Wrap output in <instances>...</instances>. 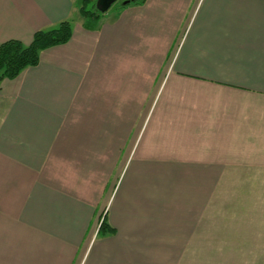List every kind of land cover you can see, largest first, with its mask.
<instances>
[{"label":"crops","instance_id":"crops-1","mask_svg":"<svg viewBox=\"0 0 264 264\" xmlns=\"http://www.w3.org/2000/svg\"><path fill=\"white\" fill-rule=\"evenodd\" d=\"M80 1L0 0L71 24L0 81V264H264V0Z\"/></svg>","mask_w":264,"mask_h":264},{"label":"trees","instance_id":"trees-1","mask_svg":"<svg viewBox=\"0 0 264 264\" xmlns=\"http://www.w3.org/2000/svg\"><path fill=\"white\" fill-rule=\"evenodd\" d=\"M135 0L133 3H140ZM79 10L83 17L98 19L102 14L96 9V0H81ZM71 37V24L60 22L57 26L36 31L29 44L9 40L0 45V81L15 78L25 68L34 66L39 61V53L49 47L66 43ZM99 234L105 233L104 222L99 226Z\"/></svg>","mask_w":264,"mask_h":264},{"label":"water","instance_id":"water-1","mask_svg":"<svg viewBox=\"0 0 264 264\" xmlns=\"http://www.w3.org/2000/svg\"><path fill=\"white\" fill-rule=\"evenodd\" d=\"M116 0H96V9L103 13L105 12ZM135 0H125L122 5L129 4Z\"/></svg>","mask_w":264,"mask_h":264},{"label":"rangeland","instance_id":"rangeland-1","mask_svg":"<svg viewBox=\"0 0 264 264\" xmlns=\"http://www.w3.org/2000/svg\"><path fill=\"white\" fill-rule=\"evenodd\" d=\"M124 1H125V0H116V1L112 4L110 10H114V9L119 8V6H121L122 3H123ZM102 221H103V220H102ZM102 221L100 222V224L102 223Z\"/></svg>","mask_w":264,"mask_h":264}]
</instances>
